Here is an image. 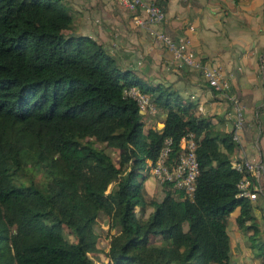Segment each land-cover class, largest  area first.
I'll use <instances>...</instances> for the list:
<instances>
[{
  "label": "trees",
  "instance_id": "obj_1",
  "mask_svg": "<svg viewBox=\"0 0 264 264\" xmlns=\"http://www.w3.org/2000/svg\"><path fill=\"white\" fill-rule=\"evenodd\" d=\"M130 85L165 113L158 129L144 130V114L122 91ZM189 103L166 85H145L100 42L74 31L65 0H0V264H95L89 253L98 250L100 212L114 227L105 264H227L235 207L237 226L262 255L250 201L236 195L231 134ZM188 130L197 138L191 198L163 182L160 198L147 199L148 161L164 137L173 158ZM108 147L122 150L116 160ZM146 205L144 217L136 214Z\"/></svg>",
  "mask_w": 264,
  "mask_h": 264
},
{
  "label": "crops",
  "instance_id": "obj_2",
  "mask_svg": "<svg viewBox=\"0 0 264 264\" xmlns=\"http://www.w3.org/2000/svg\"><path fill=\"white\" fill-rule=\"evenodd\" d=\"M65 1L71 9L73 30L100 42L117 66L128 69L145 85L172 88L190 102L189 110L208 115L214 129L229 131L226 98L206 84L199 68L176 64L153 30L160 29L174 39L187 38L194 56L205 65L218 67L238 96L248 122L242 126L239 141L245 154L254 151L255 130L250 121L257 106L261 127L255 145L264 158V78L258 70L264 64V0H163L164 18L159 22L148 21L143 10L126 9L115 0ZM161 111L142 115L144 130L161 126ZM143 186L144 191L161 192V184L149 173ZM250 204L264 237L263 200L255 197ZM236 213L237 207L229 213L230 226L226 224L229 260L231 264H261L264 253L254 255L257 249L249 245V230L242 233L237 226L230 233Z\"/></svg>",
  "mask_w": 264,
  "mask_h": 264
},
{
  "label": "built area",
  "instance_id": "obj_3",
  "mask_svg": "<svg viewBox=\"0 0 264 264\" xmlns=\"http://www.w3.org/2000/svg\"><path fill=\"white\" fill-rule=\"evenodd\" d=\"M126 9H141L145 12L146 20L159 22L164 18V10L154 0H115ZM142 22L139 18H136ZM153 34L170 51L172 58L178 65H189L199 68L206 84L213 90L220 92L227 100L225 115L230 121L229 132L234 141V150L230 155L229 163L232 168L240 172L236 181V195L244 196L251 202L255 197L263 200L264 208V158L255 141L260 131V121L257 112H253L255 135L253 138L254 151L245 154L240 148L239 141L243 124H247L242 105L237 94L229 88V83L223 72L214 65H205L194 56L187 38H172L160 29H154ZM123 93L131 96L137 103L140 112L154 113L156 106L150 101L148 94L134 85L122 89ZM252 122V123H251ZM197 138L192 131H186L179 139V149L173 158H170L171 139L164 137L154 161H148L146 174H151L159 182H169L173 189H178V198H191L194 188L198 165L195 156Z\"/></svg>",
  "mask_w": 264,
  "mask_h": 264
},
{
  "label": "rangeland",
  "instance_id": "obj_4",
  "mask_svg": "<svg viewBox=\"0 0 264 264\" xmlns=\"http://www.w3.org/2000/svg\"><path fill=\"white\" fill-rule=\"evenodd\" d=\"M72 8V7H70ZM71 11V9H70ZM261 68H259L258 70L261 72L262 74V77L264 78V64H260ZM151 101V100H150ZM152 102V101H151ZM262 102L264 103V96L262 98ZM153 103V102H152ZM155 106H156V111L160 108L155 104L153 103ZM156 111L154 113H156ZM163 112V111H161ZM253 112H258V109H257V106H254L253 108ZM148 112H144L143 114H147ZM149 114H153V113H149ZM165 114V113H164ZM261 125V123H260ZM155 128V127H153ZM158 129V128H156ZM106 150L109 152V154L112 156V158L114 160H116V157L119 156L120 154V151L122 152V150L120 149H116V148H106ZM147 174H145V177H146ZM33 176L37 179V181H43V174H42V171L41 170H36L33 172ZM144 180V179H143ZM157 182V181H156ZM159 183V182H157ZM112 184V183H111ZM110 185V184H109ZM108 185V187H109ZM144 188V186H143ZM174 192L175 194L178 193V189H174ZM163 194V188L161 187V192L160 194H155L153 193L152 191H150L149 189H146L144 191V195L147 199H159L160 196ZM150 206L146 205L143 209H138L137 207H135V210H136V214L140 215L141 214V217H144L147 212L150 210ZM230 220L228 221V224L227 226L229 227L230 226ZM240 232H244L247 234L246 231L248 230H244L242 227H240ZM238 228V229H239ZM242 228V229H241ZM94 229L96 230L97 232V241H96V246L98 248L97 251H94V252H91L89 253V256L93 259L94 263L95 264H105V261L103 260L104 259V254H103V251L105 248H106V245H107V230L109 231H113L114 230V227L113 228H109L108 229V218L107 216H105L104 214H102L101 212L98 214V216L96 217V221L94 223ZM231 231L230 233L232 234L233 232L232 231H236L237 230V224L234 220V222H232V227H231ZM236 229V230H235ZM63 231H64V234L65 236L72 240L73 239V235L70 233V231L67 229V227L63 226ZM259 262V261H258ZM227 264H231L230 260H229V263ZM258 264V263H257Z\"/></svg>",
  "mask_w": 264,
  "mask_h": 264
},
{
  "label": "water",
  "instance_id": "obj_5",
  "mask_svg": "<svg viewBox=\"0 0 264 264\" xmlns=\"http://www.w3.org/2000/svg\"><path fill=\"white\" fill-rule=\"evenodd\" d=\"M165 115V114H164Z\"/></svg>",
  "mask_w": 264,
  "mask_h": 264
}]
</instances>
